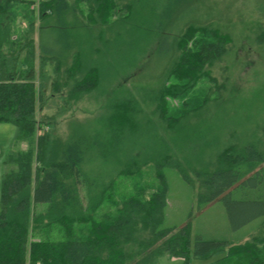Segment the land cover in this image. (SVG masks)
Wrapping results in <instances>:
<instances>
[{"label":"rangeland","instance_id":"374dc122","mask_svg":"<svg viewBox=\"0 0 264 264\" xmlns=\"http://www.w3.org/2000/svg\"><path fill=\"white\" fill-rule=\"evenodd\" d=\"M74 2L65 16L70 30L62 35L63 51L48 56L43 68L37 56L38 74L54 82L58 73L59 83L66 86L93 75L95 87L70 108H61V98L53 99V108L40 113L39 119L55 115L50 131L62 142L81 141L84 171L90 183L97 184L93 194L115 184L108 210H117L130 195L144 198L156 192L161 184L158 166L164 164L169 188L164 227L190 223L194 238L244 243L261 219L234 229L225 201L203 203L199 196L204 192L203 174L219 167L222 153L252 142L264 146V0H181L168 18L161 17L163 0L135 5L137 0H121L106 24L91 23L89 5ZM130 4L132 10L126 9ZM49 17L47 22L55 23V15ZM190 24L231 37L228 50L221 60L206 66L210 76L183 98L163 99L162 90L173 83L166 81L173 63L167 51ZM48 42L52 48L53 39ZM81 63L85 67L80 72ZM48 90L50 97L51 86ZM126 102L133 111L128 115L130 124L112 137L110 118L116 106ZM18 132L15 125L0 123V214L4 175L17 170L8 159L13 151L27 149L18 142ZM97 138L112 143L98 145ZM131 162L134 174L121 175ZM169 162L181 165L191 182ZM221 257L223 253L208 259L192 257L187 263L168 256L159 264H216Z\"/></svg>","mask_w":264,"mask_h":264},{"label":"trees","instance_id":"16d2710c","mask_svg":"<svg viewBox=\"0 0 264 264\" xmlns=\"http://www.w3.org/2000/svg\"><path fill=\"white\" fill-rule=\"evenodd\" d=\"M70 1L0 0V123L15 125L18 142L27 145L26 150L11 153L7 163L17 170L3 178L0 264H159L168 256L189 263L192 257L208 259L219 253L223 257L216 264H264L261 143L232 146L219 156V167L202 176L204 192L199 199L203 203L225 201L234 229L261 219L244 243L208 241L200 235L194 238L190 223L181 228L164 227L169 193L164 164L158 166L161 184L156 192L144 198L130 195L115 211L107 209L115 184L102 185L104 188L93 194L97 184L92 185L84 171L86 152L81 141H60L50 131L55 115L44 114L39 119L40 113L53 108V99L61 98V108H70L82 93L95 87L93 75L66 86L59 83L58 73L54 82L38 74L37 56L43 68L48 56L55 57L63 51L59 46L64 47L62 35L70 30L65 22ZM120 1L74 3L89 5L91 23L106 24ZM163 1L161 17L168 18L175 4H181V0ZM125 8L132 10L131 4ZM52 15L55 23L47 22ZM230 38L218 29L190 24L167 51L173 63L166 81L171 79L174 84L162 90L163 99L183 98L201 79L209 77L206 66L222 59ZM84 67L83 63L77 65L79 71ZM49 86L53 92L50 97ZM67 88L70 90L65 94ZM132 112L129 102L116 106L109 122L112 137L120 136L130 124L128 115ZM97 139L98 145L112 143ZM130 164L121 175L134 174ZM168 164L191 182L181 165ZM85 188L87 193L82 195Z\"/></svg>","mask_w":264,"mask_h":264}]
</instances>
